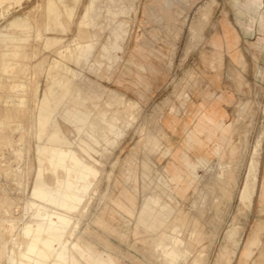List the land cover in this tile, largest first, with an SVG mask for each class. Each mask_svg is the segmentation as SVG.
<instances>
[{"label": "rangeland", "instance_id": "rangeland-1", "mask_svg": "<svg viewBox=\"0 0 264 264\" xmlns=\"http://www.w3.org/2000/svg\"><path fill=\"white\" fill-rule=\"evenodd\" d=\"M262 205L264 0H0V264H264Z\"/></svg>", "mask_w": 264, "mask_h": 264}, {"label": "bare ground", "instance_id": "bare-ground-1", "mask_svg": "<svg viewBox=\"0 0 264 264\" xmlns=\"http://www.w3.org/2000/svg\"><path fill=\"white\" fill-rule=\"evenodd\" d=\"M5 54H8L10 55L11 57L14 56V52L13 51H6ZM9 60H4L5 63H7ZM47 107V104L46 103H42V107L40 108V110L38 111V116H37V122H38V125L40 127V123L42 124L44 121H47L49 119L50 121V115H49V111H47L46 109ZM89 140V143L92 142L91 138L88 139ZM94 141V140H93ZM52 147V152L49 153V149H50V146H47L45 145L44 146V155L45 157H48L49 158V163L50 164H53L54 163V159H57L61 164H65L68 162L69 164V169H68V174H69V178L66 180L67 182H65L64 184V192H63V199L62 200H59L55 195H52V194H48L46 193L45 189L41 186V185H36L35 188H34V191H33V196L35 197H39V198H42V199H47L48 201L52 202V203H56L58 204L59 206L61 207H64V208H68V209H71V208H74L75 206H71L70 205V202H72L70 199H79V197H81V193L79 192L80 189H81V186L77 185L76 183V175L77 173L82 169L84 170V172H88V171H91L93 170L88 164L87 162H84V158L82 155L78 154L77 152H75V150H69L67 156H64V151L62 150H59V147L57 146H51ZM93 149H95V151H98V146L96 145V142L95 144L93 145ZM234 170V169H233ZM228 175V174H227ZM41 176V174H40ZM194 176V175H193ZM232 177V176H231ZM42 178V176H41ZM196 178V177H194ZM237 178V177H236ZM40 179V178H39ZM232 180V179H231ZM229 180V181H231ZM236 180V179H235ZM38 181H41L38 180ZM232 184L234 183L233 180L231 181ZM229 183V182H228ZM236 183V182H235ZM231 184V183H229ZM232 186V185H231ZM235 187V185H233ZM232 186V187H233ZM59 188H62L63 187V181H60L59 182V185H58ZM232 189V188H231ZM232 194V193H231ZM73 195V196H72ZM232 198V196H230ZM160 200V199H159ZM158 202V201H157ZM264 206V205H262ZM261 206V207H262ZM154 207V206H153ZM152 207V208H153ZM169 211V210H168ZM160 212V211H159ZM41 214L43 216V218H45L46 216V212L45 211H41ZM56 216V218L58 220H60L61 222H56L55 224V227L57 228H63L64 226L68 225L69 224V220L60 215V214H53V216ZM20 217V216H19ZM8 228V227H7ZM197 228V227H196ZM203 228V227H201ZM213 230V229H212ZM55 231H58V230H55ZM204 231V230H203ZM59 232V231H58ZM201 232V231H199ZM198 232V233H199ZM61 233V232H60ZM203 233V232H202ZM205 233V231H204ZM207 233V232H206ZM201 234V233H200ZM199 234V235H200ZM198 235V236H199ZM203 237V236H202ZM201 237V238H202ZM206 237V234L205 236ZM208 237V236H207ZM206 237V238H207ZM210 237V236H209ZM200 238V236H199ZM200 238V239H201ZM198 239V238H197ZM198 239V241L200 240ZM209 239V238H208ZM200 242V241H199ZM201 243H203V240L201 241ZM193 245V244H192ZM202 245V244H201ZM177 254V253H176ZM174 255V254H173ZM204 255V254H203ZM203 257V256H202ZM205 257V256H204ZM206 259V257H205ZM204 259V260H205ZM202 262V261H201Z\"/></svg>", "mask_w": 264, "mask_h": 264}, {"label": "crops", "instance_id": "crops-1", "mask_svg": "<svg viewBox=\"0 0 264 264\" xmlns=\"http://www.w3.org/2000/svg\"><path fill=\"white\" fill-rule=\"evenodd\" d=\"M53 92L55 94V98H56V96H59L62 99V101H64L66 96H67V94L69 93V89L68 90L64 89L63 91H61L59 93H58V91L55 92V89H54ZM44 100H46V99H44ZM55 100H57V99H55ZM46 109H47V111H49V106H47Z\"/></svg>", "mask_w": 264, "mask_h": 264}]
</instances>
